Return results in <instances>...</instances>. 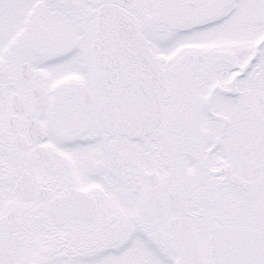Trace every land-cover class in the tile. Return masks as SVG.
Listing matches in <instances>:
<instances>
[{"label": "snow or ice", "instance_id": "snow-or-ice-1", "mask_svg": "<svg viewBox=\"0 0 264 264\" xmlns=\"http://www.w3.org/2000/svg\"><path fill=\"white\" fill-rule=\"evenodd\" d=\"M0 264H264V0H0Z\"/></svg>", "mask_w": 264, "mask_h": 264}]
</instances>
